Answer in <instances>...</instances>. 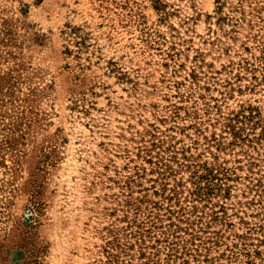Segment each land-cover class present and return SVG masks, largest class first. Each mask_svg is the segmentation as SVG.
I'll list each match as a JSON object with an SVG mask.
<instances>
[{"label": "rangeland", "instance_id": "1", "mask_svg": "<svg viewBox=\"0 0 264 264\" xmlns=\"http://www.w3.org/2000/svg\"><path fill=\"white\" fill-rule=\"evenodd\" d=\"M0 264H264V0H0Z\"/></svg>", "mask_w": 264, "mask_h": 264}, {"label": "trees", "instance_id": "2", "mask_svg": "<svg viewBox=\"0 0 264 264\" xmlns=\"http://www.w3.org/2000/svg\"><path fill=\"white\" fill-rule=\"evenodd\" d=\"M205 170L207 171V168H205Z\"/></svg>", "mask_w": 264, "mask_h": 264}]
</instances>
